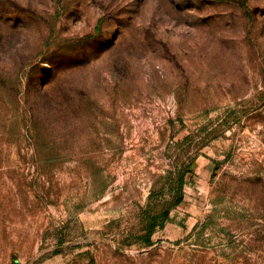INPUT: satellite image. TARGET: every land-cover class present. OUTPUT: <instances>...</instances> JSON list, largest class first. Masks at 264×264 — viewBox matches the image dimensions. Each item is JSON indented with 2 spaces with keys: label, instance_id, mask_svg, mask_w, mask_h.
I'll list each match as a JSON object with an SVG mask.
<instances>
[{
  "label": "rangeland",
  "instance_id": "1",
  "mask_svg": "<svg viewBox=\"0 0 264 264\" xmlns=\"http://www.w3.org/2000/svg\"><path fill=\"white\" fill-rule=\"evenodd\" d=\"M0 44V264H264V0H0Z\"/></svg>",
  "mask_w": 264,
  "mask_h": 264
},
{
  "label": "trees",
  "instance_id": "2",
  "mask_svg": "<svg viewBox=\"0 0 264 264\" xmlns=\"http://www.w3.org/2000/svg\"><path fill=\"white\" fill-rule=\"evenodd\" d=\"M0 51H1V44H0ZM14 87L12 86L11 92H14ZM16 91V90H15ZM12 94V93H11ZM188 173H191L190 168H185L183 172L178 176V185H177V193H176V199L174 201V204L177 205L182 201V185L184 182V179ZM169 220V210L164 209L160 211L157 215H152L148 217L147 225L145 229V233L140 237L141 241L146 246H151V236L154 233L156 228H162L163 225Z\"/></svg>",
  "mask_w": 264,
  "mask_h": 264
}]
</instances>
